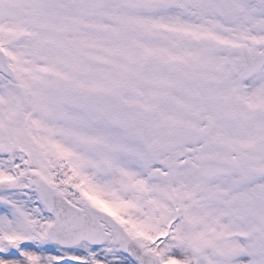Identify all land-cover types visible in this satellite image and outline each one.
Returning a JSON list of instances; mask_svg holds the SVG:
<instances>
[{
	"label": "snow or ice",
	"instance_id": "snow-or-ice-1",
	"mask_svg": "<svg viewBox=\"0 0 264 264\" xmlns=\"http://www.w3.org/2000/svg\"><path fill=\"white\" fill-rule=\"evenodd\" d=\"M0 264H264V0H0Z\"/></svg>",
	"mask_w": 264,
	"mask_h": 264
}]
</instances>
